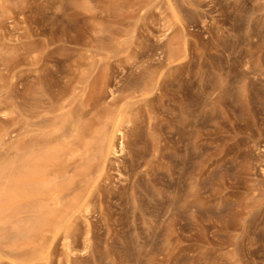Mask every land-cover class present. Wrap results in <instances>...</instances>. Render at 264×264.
I'll return each instance as SVG.
<instances>
[{
  "label": "rangeland",
  "instance_id": "rangeland-1",
  "mask_svg": "<svg viewBox=\"0 0 264 264\" xmlns=\"http://www.w3.org/2000/svg\"><path fill=\"white\" fill-rule=\"evenodd\" d=\"M39 85L126 136L50 252L0 264H264V0H0V153Z\"/></svg>",
  "mask_w": 264,
  "mask_h": 264
},
{
  "label": "bare ground",
  "instance_id": "bare-ground-1",
  "mask_svg": "<svg viewBox=\"0 0 264 264\" xmlns=\"http://www.w3.org/2000/svg\"><path fill=\"white\" fill-rule=\"evenodd\" d=\"M171 53L176 57L187 53V43L172 46ZM29 94L26 139L0 153V255L18 246L38 259L50 252L77 212L87 206L98 173L117 152L118 134L126 136L123 127L128 121L124 108L90 117L94 107L77 104L72 86L54 98L43 85L32 86ZM39 96L47 100L40 101ZM3 144L0 135V147Z\"/></svg>",
  "mask_w": 264,
  "mask_h": 264
}]
</instances>
